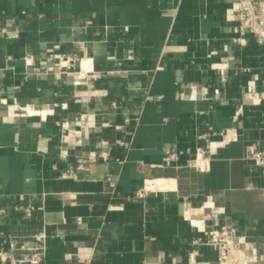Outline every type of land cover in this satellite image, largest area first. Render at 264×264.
Here are the masks:
<instances>
[{
	"label": "crops",
	"instance_id": "1",
	"mask_svg": "<svg viewBox=\"0 0 264 264\" xmlns=\"http://www.w3.org/2000/svg\"><path fill=\"white\" fill-rule=\"evenodd\" d=\"M236 1L0 0V264H218L200 241L223 226L264 264V166L247 159L264 152V44ZM172 147L208 150L209 169L164 162Z\"/></svg>",
	"mask_w": 264,
	"mask_h": 264
},
{
	"label": "built area",
	"instance_id": "2",
	"mask_svg": "<svg viewBox=\"0 0 264 264\" xmlns=\"http://www.w3.org/2000/svg\"><path fill=\"white\" fill-rule=\"evenodd\" d=\"M235 17L239 21L240 30L242 33L250 32L254 37L261 43L264 44V0H237L234 4ZM8 37L15 38L18 37V34L13 33L9 34ZM48 60L53 62L52 70L63 72L67 75L74 76L77 79L87 78L89 81L96 80V74L91 68L88 71L84 72L83 59L79 58L77 55H50ZM27 65L32 64L28 58H25ZM224 66L218 65L213 66L215 69H223ZM79 69V71H78ZM50 70V68H49ZM81 73V75H78ZM5 100H2L4 102ZM14 107L20 109L29 115H42L43 113L40 110H36L34 106L27 104L24 106L18 105L17 102H14ZM87 118L86 115L81 116V120ZM89 120V118H88ZM62 128H69V123H63ZM184 156H189L186 160L184 167L194 169L196 171H205L209 169L210 165V152L203 148H196L192 150L191 148L187 149H178L175 147L168 148L165 151V156L163 158L164 162L178 163L181 158ZM247 159L255 160L264 166V152L260 150V147L253 143L247 147ZM148 191L145 188H139L132 198L134 201L144 200L148 196ZM1 198V195H0ZM33 207L27 209V214L31 216ZM228 226H223L221 228H210L206 231L207 240L206 242L200 241V244L211 245L218 251V264H224V259L226 257L222 255L219 239L222 235H227L230 231ZM221 240V239H220ZM197 252H194V255H197ZM255 255V254H254ZM0 256L4 258H11V256L4 253H0ZM257 260L256 255L253 259ZM26 260H17L12 261V264L18 262L24 263ZM33 264H36L38 261L33 260ZM198 264V263H195Z\"/></svg>",
	"mask_w": 264,
	"mask_h": 264
},
{
	"label": "rangeland",
	"instance_id": "3",
	"mask_svg": "<svg viewBox=\"0 0 264 264\" xmlns=\"http://www.w3.org/2000/svg\"><path fill=\"white\" fill-rule=\"evenodd\" d=\"M229 228L230 231L227 233V235H222L220 238L221 240L219 239L222 255L226 257V259L223 260L224 264H229L231 262L232 251L243 252L241 249L245 248L248 249L250 256L255 254L257 258V252L251 243L239 237L234 228ZM254 262L255 261H250L248 264Z\"/></svg>",
	"mask_w": 264,
	"mask_h": 264
},
{
	"label": "bare ground",
	"instance_id": "4",
	"mask_svg": "<svg viewBox=\"0 0 264 264\" xmlns=\"http://www.w3.org/2000/svg\"><path fill=\"white\" fill-rule=\"evenodd\" d=\"M85 66H86L85 68H90L88 63ZM242 251L245 252L244 250H242ZM246 252H247V250H246ZM231 257H232V259H231V262L229 264H247V262L251 259L250 255L247 256V255H245L244 253H242L240 251L239 252L232 251V256Z\"/></svg>",
	"mask_w": 264,
	"mask_h": 264
}]
</instances>
